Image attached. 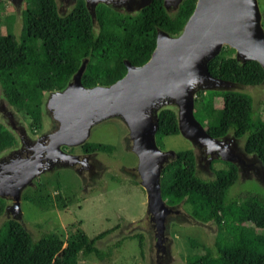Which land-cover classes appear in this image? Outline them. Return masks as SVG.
Segmentation results:
<instances>
[{
    "label": "trees",
    "instance_id": "obj_1",
    "mask_svg": "<svg viewBox=\"0 0 264 264\" xmlns=\"http://www.w3.org/2000/svg\"><path fill=\"white\" fill-rule=\"evenodd\" d=\"M195 0H182L174 14L165 12L162 0L134 16L122 15L98 5L92 25L83 0L62 16L54 0H24L21 14L22 31L17 39L11 31L0 35V87L5 100L22 114L28 128H41L45 93L62 90L83 58L88 63L81 78L86 87L109 86L126 72L123 60L132 66L146 63L155 47L156 29L170 36L180 33L191 15ZM264 28V20H262ZM212 77L255 87L264 79L262 68L253 61L240 64L234 51L224 47L208 64ZM46 93V94H48ZM220 101L216 106L215 102ZM194 116L213 138L232 133L243 138L247 154L258 156L264 166V120L253 115L250 96L233 92H204L195 99ZM179 135L175 111L163 108L158 112L156 144L163 137ZM16 144L14 135L0 123V155ZM86 151L111 153L114 146L87 143ZM191 149L176 152L161 173V194L168 205L183 203L187 212L200 222H212L217 233L212 247L189 239L186 264H264V197L245 193L228 199V189L236 182V167L222 163L213 170L214 178H200L193 166ZM40 190L27 191L23 201L42 210L54 206L63 209L73 201ZM5 202L0 199V216ZM108 232L92 239L82 236L74 246L63 247L59 235L43 233L35 239L17 222L6 220L0 225V264H77L94 255L98 260L107 254L95 243ZM143 246V236H131ZM143 248V247H142ZM142 248L140 254H142ZM202 250V253H200Z\"/></svg>",
    "mask_w": 264,
    "mask_h": 264
},
{
    "label": "water",
    "instance_id": "obj_2",
    "mask_svg": "<svg viewBox=\"0 0 264 264\" xmlns=\"http://www.w3.org/2000/svg\"><path fill=\"white\" fill-rule=\"evenodd\" d=\"M0 1L8 2L17 11L22 10L24 0ZM77 1L54 0L57 11L63 6L74 7ZM83 2L95 25L99 4L134 16L152 0ZM181 2L162 0V6L166 13L174 14ZM224 47L234 51L236 62H256L264 72V28L257 0H195L180 33L170 36L156 29L155 47L148 61L132 66L123 60L125 75L109 86L86 88L81 84L88 63V58H83L66 86L43 98V113L53 125L49 132L30 137L26 126L15 119L14 108L4 100L2 107L11 109L5 128L14 135L17 147L0 155V199L10 203L4 207L2 218L17 222L28 232L22 220L23 192L33 186L35 178L47 173L71 170L81 177V163L88 156L63 149L85 145L90 130L101 122H119L128 132L127 150L137 159L135 169L122 167V171L132 174L136 170L132 179L139 180L146 195V232L155 241L156 263L166 264L173 242L169 237L171 223L187 215L181 211L182 202L168 205L161 194L162 170L176 159L175 151H162L156 144L161 109L175 110L178 133L192 147L196 171L213 174L210 163L219 159L236 167L238 180L253 176L264 182V166L257 155L245 152L243 138L232 133L213 138L194 116L199 93H242L241 88L245 87L209 74V62ZM258 86L264 87V79ZM8 209L12 212L6 216Z\"/></svg>",
    "mask_w": 264,
    "mask_h": 264
},
{
    "label": "rangeland",
    "instance_id": "obj_3",
    "mask_svg": "<svg viewBox=\"0 0 264 264\" xmlns=\"http://www.w3.org/2000/svg\"><path fill=\"white\" fill-rule=\"evenodd\" d=\"M257 2L262 20H264V0H257ZM23 5L24 1L21 5L22 10ZM22 10L16 11L8 2L0 1V35H5L8 31H11L17 38L19 37L22 30ZM241 92L251 97L253 115L264 120V87H243ZM215 104L216 106L220 105V101H216ZM13 110L12 113L16 120L21 125L26 126L27 122L22 114L18 113L15 108ZM52 126V123L42 112L40 134L49 132ZM26 130L30 129H27L26 126ZM127 134L128 132L124 126L119 122L105 121L90 130L87 142L114 146L116 150L113 155L109 156V160L117 161L119 164L118 168H132L129 165L137 162V159L122 144L123 138ZM159 147L162 151L192 150L190 143L180 134L163 137L162 146ZM95 156L104 166H109L108 158L105 157V154L96 153ZM216 166L218 167V165ZM197 175L204 180H210L214 177L212 174L208 176L200 170L197 171ZM104 176V179L99 182L100 184L97 187L86 191L81 177L71 170H61L49 176L48 179L41 181L46 192L50 193L51 196L57 194L55 183H59L61 186L59 193L64 198L66 196L71 197L73 202L63 209L54 206L51 209L42 210L22 201V220L28 232L35 239L39 238L43 233H56L60 236L63 247H73L75 242L82 236L92 239L103 232H108L95 245L97 249L108 256L98 260L94 255H88L80 258L77 264H157L155 241L147 234V228L144 229L141 224L145 223L144 219L146 216V195L144 190L130 178L123 177L122 172L112 171L110 174L105 172ZM254 182H258L260 188ZM242 188L244 190H238ZM247 188H249V191L245 192ZM27 191L28 189L23 194ZM229 192V200L236 199L239 195L248 192L259 193L264 197V182H259L251 176L248 179L238 181L237 185H234ZM181 209L182 212H187L185 207H181ZM5 220V218L0 216V225ZM189 220L188 222L187 220H182L179 224L176 222L171 224L169 237L173 242L170 244L169 260L166 264H186L188 255L186 244L189 239L203 246L212 247L217 233L216 225L213 223L202 225L192 219ZM137 234L143 236L142 254H140L141 248L138 240L131 238V236ZM200 253H202V250H200Z\"/></svg>",
    "mask_w": 264,
    "mask_h": 264
},
{
    "label": "flooded vegetation",
    "instance_id": "obj_4",
    "mask_svg": "<svg viewBox=\"0 0 264 264\" xmlns=\"http://www.w3.org/2000/svg\"><path fill=\"white\" fill-rule=\"evenodd\" d=\"M57 8V7H56ZM74 7H70V5L69 6H63V7H61V8H59V14H61L62 16H65V15H67V14H69L71 11H72V9H73ZM141 11V10H140ZM139 11V12H140ZM138 12V13H139ZM137 14V13H136ZM22 31V30H21ZM15 37H16V35L14 34V33H12ZM20 36H21V33L19 34V37L17 38V39H19L20 38ZM57 91V90H56ZM45 93V95H46V93H48L47 91H44V90H42V94H44ZM5 100V98L3 97V93H2V90H1V87H0V123L3 125V126H5L6 127V125H8V121H9V118H8V114H7V112H8V110H9V107L8 106H5V107H2V103H3V101ZM16 119V118H15ZM27 126V125H26ZM27 129H29L28 128V126H27ZM41 129H42V121H41V128L36 132V131H34V130H32V131H30V130H26L27 131V133H28V135L30 136V137H36V136H38L39 134H40V131H41ZM155 140H156V135H155ZM88 142H86V144H87ZM161 143H162V140H161ZM85 144V145H86ZM122 144L123 145H125L126 146V148L128 147V134L123 138V141H122ZM85 145H83V146H81V147H77V148H73V149H69V148H64L63 150L65 151V152H67V153H71V154H77V155H86V156H88L87 157V160L85 161V160H83L82 161V163H81V165H82V168H83V172H82V175H81V179H82V182L84 183V188H85V191L86 190H91V189H93V188H95V187H97L98 186V184H100L99 182H101L103 179H104V177L106 176V174H105V176H104V173L105 172H107V173H111L112 171H115V172H122V175H123V177H128V178H130L131 180H133L132 179V176L134 175V173L136 174V170L132 173V174H126V173H124L123 171H122V167H120V168H118L117 166L119 165L118 164V162L117 161H115V160H112V161H110L109 160V156L110 155H113V152L116 150H114V151H112L111 153H106V152H98V151H95V152H93V151H86L85 150V148H84V146ZM17 147V144H15L14 146H12V148L11 149H13V148H16ZM158 148H160L159 146H157ZM117 148V147H116ZM11 149H9V150H11ZM77 149V150H76ZM160 150H161V148H160ZM8 151V150H7ZM192 151V150H191ZM96 153H101V154H105V157L106 158H108V163H109V166H104L103 164H102V162H100L97 158H96ZM136 163L137 162H135V163H132V164H130L129 166H131L133 169H135V167H136ZM222 164V163H226V162H222L221 160H214V161H212L211 163H210V168H211V170H212V172H213V170H215V169H217L218 167H220V165L219 164ZM216 165H218V167L216 166ZM117 167V168H116ZM57 173V172H56ZM196 173H197V171H196ZM55 174V173H54ZM51 175H53V174H51V173H47V174H45V175H41V176H39V177H37V178H35L34 179V182H33V186H31V187H28L27 189H28V191H36V190H40L41 192H44V191H46V189H45V187H43V185L41 184V181H43V180H46V179H48V177L49 176H51ZM213 176H214V173L212 174ZM214 178V177H213ZM212 178V179H213ZM211 180V179H210ZM137 185H138V183H139V180L138 179H135V180H133ZM238 181L240 182V180H236V182L228 189V193L230 194V192L232 191H230L229 192V190L234 186V185H237V183H238ZM243 186V185H242ZM26 189V190H27ZM239 191L240 190H244L243 188L242 189H238ZM246 191H249V188H247L246 190H245V192ZM24 195V194H23ZM242 195V194H241ZM240 196V195H239ZM238 196V197H239ZM237 197V198H238ZM236 198V199H237ZM22 201H23V196H22ZM10 203L9 202H5V206H8ZM4 206V207H5ZM10 206V205H9ZM182 207H184V205L182 206ZM4 211V210H3ZM181 211H182V209H181ZM187 211V210H186ZM12 211L10 210V209H8L7 211H6V213H5V215L6 216H8L10 213H11ZM4 213V212H3ZM184 213V212H183ZM187 213V214H186ZM185 214L187 215V217H178V218H176V219H174V221L172 222V223H177V224H179L180 223V221H182V220H187V222L188 221H190L189 219H193V221H195L196 223H199V224H202V225H204V224H208V223H212V222H207V223H204V222H200V221H198V220H196L195 218H193L188 212H186ZM13 214V213H12ZM144 221V220H143ZM145 223H141L142 225H143V228L144 229H146L147 228V222H146V220L144 221ZM171 223V224H172ZM140 224V225H141ZM150 236V235H149ZM216 236V235H215ZM151 237V236H150ZM215 238V237H214ZM152 239V238H151ZM97 243V242H96ZM96 243H95V245H96ZM153 246V245H152ZM156 259L158 260V258H157V256H156ZM157 262V261H156Z\"/></svg>",
    "mask_w": 264,
    "mask_h": 264
}]
</instances>
